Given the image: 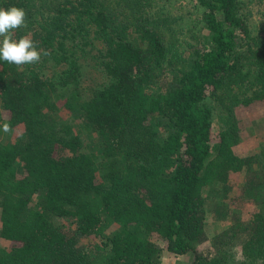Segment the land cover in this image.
Masks as SVG:
<instances>
[{
	"label": "trees",
	"instance_id": "16d2710c",
	"mask_svg": "<svg viewBox=\"0 0 264 264\" xmlns=\"http://www.w3.org/2000/svg\"><path fill=\"white\" fill-rule=\"evenodd\" d=\"M190 1L0 0V264H264V0Z\"/></svg>",
	"mask_w": 264,
	"mask_h": 264
},
{
	"label": "clouds",
	"instance_id": "9594fccd",
	"mask_svg": "<svg viewBox=\"0 0 264 264\" xmlns=\"http://www.w3.org/2000/svg\"><path fill=\"white\" fill-rule=\"evenodd\" d=\"M26 13L24 9L15 6L8 9H0V61L14 64L18 67L34 65L41 61L42 50L30 35L19 39L14 38L16 30L26 28ZM43 55L48 53L43 51ZM4 133L11 132V125H2Z\"/></svg>",
	"mask_w": 264,
	"mask_h": 264
},
{
	"label": "rangeland",
	"instance_id": "374dc122",
	"mask_svg": "<svg viewBox=\"0 0 264 264\" xmlns=\"http://www.w3.org/2000/svg\"><path fill=\"white\" fill-rule=\"evenodd\" d=\"M250 9L254 10L255 8L250 6ZM173 11L189 16L193 13V3L190 0H176ZM258 15L257 12L253 16V22L254 24L257 23L256 25H260ZM90 75V80H95V76L93 74ZM96 77L99 78L98 75ZM90 80L88 79L87 81L89 84L91 83ZM237 116L240 119L244 133V141L241 145L243 151L260 149L261 143L264 141V102L256 103L246 108H239L237 110ZM162 261L164 264H183L182 260H174L173 257L167 256L166 254H164Z\"/></svg>",
	"mask_w": 264,
	"mask_h": 264
}]
</instances>
